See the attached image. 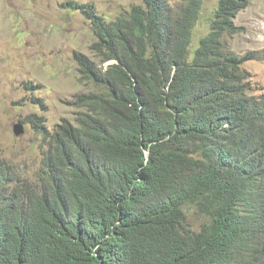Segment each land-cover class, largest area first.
I'll list each match as a JSON object with an SVG mask.
<instances>
[{
  "label": "trees",
  "instance_id": "1",
  "mask_svg": "<svg viewBox=\"0 0 264 264\" xmlns=\"http://www.w3.org/2000/svg\"><path fill=\"white\" fill-rule=\"evenodd\" d=\"M202 2H69L106 67L76 54L96 90L75 122L30 120L34 178L0 161V264H264V95L223 40L250 1L220 0L195 47Z\"/></svg>",
  "mask_w": 264,
  "mask_h": 264
},
{
  "label": "rangeland",
  "instance_id": "2",
  "mask_svg": "<svg viewBox=\"0 0 264 264\" xmlns=\"http://www.w3.org/2000/svg\"><path fill=\"white\" fill-rule=\"evenodd\" d=\"M71 1L92 5L111 19L142 4V0H0V161L23 179L38 174L46 149L30 120L42 117L51 132L63 120L75 122L76 97L96 90L81 77L75 55L106 67L95 49L94 27L81 9H70ZM168 1L176 9L186 0ZM249 1L235 20L244 31L224 34L223 40L230 53L246 60L242 68L251 73L256 85L252 93L258 96L264 94V0ZM219 2L203 0L195 47L211 30ZM38 100L43 105L35 104ZM16 124L23 125V135L14 134Z\"/></svg>",
  "mask_w": 264,
  "mask_h": 264
},
{
  "label": "water",
  "instance_id": "3",
  "mask_svg": "<svg viewBox=\"0 0 264 264\" xmlns=\"http://www.w3.org/2000/svg\"><path fill=\"white\" fill-rule=\"evenodd\" d=\"M13 131L16 136H21L24 134V127L22 124H16L14 125Z\"/></svg>",
  "mask_w": 264,
  "mask_h": 264
},
{
  "label": "clouds",
  "instance_id": "4",
  "mask_svg": "<svg viewBox=\"0 0 264 264\" xmlns=\"http://www.w3.org/2000/svg\"><path fill=\"white\" fill-rule=\"evenodd\" d=\"M243 10H245V9H243ZM243 10H242V11H243ZM240 12H241V11H240ZM240 12H239V13H240ZM237 16H238V15H237ZM235 20H236V19H235ZM235 20H234V22H235ZM235 24H236V23H235ZM241 33H242V32H241ZM247 73H248L249 76H250V77H249V82L251 83V86L253 85V87L256 88V85L252 83V80H251L252 75H251V73H249V72H247ZM261 94H263V93H261ZM263 95H264V94H263ZM255 96H256V95H255Z\"/></svg>",
  "mask_w": 264,
  "mask_h": 264
}]
</instances>
